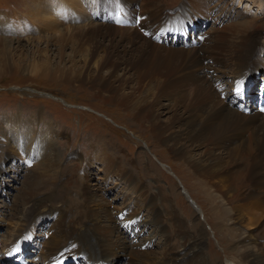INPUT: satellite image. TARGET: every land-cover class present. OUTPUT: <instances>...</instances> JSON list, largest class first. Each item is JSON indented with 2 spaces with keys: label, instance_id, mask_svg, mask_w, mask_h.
<instances>
[{
  "label": "bare ground",
  "instance_id": "bare-ground-1",
  "mask_svg": "<svg viewBox=\"0 0 264 264\" xmlns=\"http://www.w3.org/2000/svg\"><path fill=\"white\" fill-rule=\"evenodd\" d=\"M55 1L57 0H50L49 5H41L34 12V17L46 12L52 16L53 12H57L63 18L54 15L56 22L50 31L52 29L56 31L55 25L67 24L73 17L75 9L73 0H62L60 9H52L56 5ZM109 1H117L121 6L115 7V12L118 17L124 18L123 25L126 27L130 21L128 16L134 18L135 11L120 4L124 2L127 5V0ZM247 1L249 6L258 9L257 13L263 12L258 1ZM46 2L48 3V0ZM217 2L222 3L220 0ZM140 6L143 10L140 15L139 13L136 15L147 34L137 29L123 28L124 32L118 35L116 32H121L120 29L112 26L111 30V27L105 26L102 29L105 33L98 32L89 40L86 35L92 34L90 32L92 27L86 29L84 26L59 30L57 39L68 42V39L72 38L74 44L81 43L79 52L84 49L82 44L88 45V48L83 50L87 52V65L80 70L81 74L78 75L77 81L89 80L92 83L87 84L94 89L99 98L115 100L125 108L129 106L133 111V117L140 119L143 124L148 123L153 134L160 139H163L164 133L170 132L164 143H168L169 150L177 158L184 159L185 165L197 177L199 187L206 195L208 205L211 206L210 211H213L212 217L226 224L221 229L222 236L224 239L229 237L230 252L238 259L237 263L227 264H263L253 258L258 255L254 254V251L263 254L259 247L264 240V115L256 111L247 112L246 106L240 104L236 108L235 103H238L236 98L243 96L239 93L240 90L237 91V86L244 89L241 79L252 69L253 58L258 54V46L260 49V45L264 44V15L262 19H257V22L253 18L249 22L212 30L207 36L211 44L208 43L206 47H185L183 44L167 47L158 42L154 34L158 33L159 37L165 32L167 28L162 26L173 16L163 11L161 0H142ZM218 7L216 3L206 10L215 9L224 16V11H221L224 9ZM215 16L217 14L213 15ZM197 24L202 25L201 22ZM65 33L70 35L67 37ZM99 53L102 55L94 61ZM59 72L61 74V71ZM221 76L226 78V85L237 94L229 101L216 94L217 85L220 88L225 84V80H221L223 77L220 79ZM256 78L258 79V76ZM254 87L253 85L249 88L252 93ZM259 87L261 89L258 93H261L264 84ZM160 98L172 102L170 103L172 110L157 113V108L165 107L161 105ZM246 101H250L252 108L257 103V94L255 103L254 98L252 100L244 98L241 104ZM159 114H165L166 120H162ZM25 142L28 153L24 157L26 161L23 163L20 161L18 165L13 161V169L9 174L16 176L20 173L22 182L25 180L38 185L47 184L50 197L57 193L61 199L66 197L65 200L72 204L64 203L63 208L54 214L51 228H57V232H52L43 242L44 254L37 255L33 252L29 257L30 255L26 256L25 253L19 252L13 257L12 253L9 254V258H5L7 263L0 258V264H13L8 263L9 261L16 264L17 257H24L26 264H29L28 261L36 264L38 257L40 262L61 264L57 254L64 249H73V255L81 258L82 264H110L116 251L126 248L132 251V248L137 246L131 240L123 243L124 238L119 239L117 220L122 219L123 224H127V221L121 216L123 212L113 213L115 208L98 195L101 192L99 182L93 186L82 185L79 188L72 186L75 171L82 172L79 170H85L91 163L75 162L74 158H71V166L75 171L70 169L68 183L65 181L62 188L69 190L72 188L73 193L65 196L56 188L58 173H61L58 164L60 153L54 147L53 141ZM34 150L38 152L36 155ZM98 160L102 172L100 180L103 183L112 175H116L118 180L126 178L131 183L134 182L129 174L124 175V170L117 167L115 158L98 156ZM2 173L8 174L5 170L3 172L0 170V175ZM90 175L89 169L83 172L84 178H89ZM45 177L46 182L43 181ZM13 189L19 190L17 185H14ZM131 194L136 198H143L142 201L151 207L149 225L154 227L152 233L159 235L161 241L169 248L168 254L160 255L159 258L147 252H131L132 256L135 252L139 255L138 264L210 263L203 253L205 240L201 231L191 235L185 229L184 222L178 218L177 211L168 198L165 197V203L160 195L149 196L138 184L132 186ZM48 198L34 200L11 214L14 217V225L7 232V237L0 241L2 252L9 251L12 244H18L22 248L17 245L16 250H22L23 245H26L25 240L33 239L32 236L38 228L37 221L41 216L39 213L36 216L37 208L44 207ZM156 211L160 217L164 216L166 220L169 218L167 221L172 224L169 225L172 234H176L181 240L179 250L170 247L172 242L168 230L164 225H158L160 220L154 215ZM195 212L197 214L198 211ZM46 216L49 217L47 214ZM131 217V214L127 216L128 221L133 219ZM242 226L249 227L257 233H248V236L244 233L237 234ZM20 241H23V245Z\"/></svg>",
  "mask_w": 264,
  "mask_h": 264
},
{
  "label": "rangeland",
  "instance_id": "rangeland-1",
  "mask_svg": "<svg viewBox=\"0 0 264 264\" xmlns=\"http://www.w3.org/2000/svg\"><path fill=\"white\" fill-rule=\"evenodd\" d=\"M217 1L161 0L163 11L173 18L163 24L162 27L167 29L160 34V38L158 33L154 34L157 41L167 47L177 44H183L185 47H206L208 43L211 44L207 36L212 30L249 22L253 18L257 22V19L263 18L264 0H256L263 8L260 14L257 13L258 9L249 6L247 0H220L222 3ZM49 2L50 0L48 3L46 0H0V170L8 172L0 175V241L7 237V232L14 225V217L11 214L34 200L49 197L44 207L37 208L36 216L38 213L41 214L37 221V232L32 236V240H25L26 245L20 241L23 249L19 250L26 256L30 255L29 257L33 252L37 255L44 254L43 242L52 232H57V228H51L54 214L58 209L63 208L64 203L72 204L65 200L66 197L61 199L57 193L50 197L47 184L38 185L25 180L22 182L20 173L16 176L9 174L13 169V161L15 165L20 161L21 163L26 161L24 157L28 153L25 141H53L54 147L60 153L58 164L61 173H58L56 181V188L61 191L60 194L69 196L73 193L72 188L70 190L62 188L65 181L68 183L70 169L74 170L71 166L73 157L75 162L91 163L86 168L91 175L89 178H84L83 172L86 169L79 170L82 172L74 170L72 186L74 188L82 185L93 186L99 182L101 192L98 195L115 208L113 213L123 212L121 216L127 224H123L122 219L115 218L119 226V239L124 238L123 243L131 240L137 246L133 247L132 251L128 248L116 251L110 264H138L139 255L135 252L132 256L133 251L147 252L157 258L168 254L169 251L160 236L152 233L154 227L149 225L151 207L142 201L143 198H136L131 194L132 186L135 184L143 187L145 194L149 196L160 195L164 202L165 197L168 198L177 211L178 218L180 217L179 219L184 222L185 229L191 235L201 231L205 240L203 253L209 264L237 263L238 259L233 256L230 252L231 247L228 246L229 237L224 239L222 236L221 229L226 224L212 217L213 211H210L211 206L208 205L206 195L199 187L197 177L185 165L184 159L177 158L169 150L168 143H164L170 132L164 133L163 139H160L153 134L148 123L143 124L140 119L138 121L133 117V111L129 106L125 108L115 100L99 98L94 89L87 84L92 83L89 80L77 81L78 75L81 74L80 70L87 65V52L83 50L87 49L88 45L82 44L84 49L79 52L81 43L74 44L72 38H69L68 42L57 39L59 30L84 26L86 29L92 27L90 30L92 34L86 35L89 40L98 32L105 33L102 30L105 26L111 27V30H113L112 26L120 29L121 32H116L118 35L124 32L123 28L137 29L146 33L136 15L137 13L140 15L143 10L140 6L142 0H127V5L119 1L122 6L135 11L134 18L128 16L130 21L126 27L124 18L118 17L115 12V7H121L117 1L73 0L72 3L75 4L71 17L73 19L70 18L67 24L55 25L56 31L54 29L50 31V28L56 22L53 16L61 17L57 12H53L52 16L46 12L34 17L37 7L49 5ZM55 3L52 9H60L62 0H57ZM216 3L218 9H224L221 11H224L225 17L218 10H206ZM214 14L217 16L213 17ZM117 19L121 22L117 23ZM199 22L202 25L197 24ZM65 34L70 35V33ZM260 47L259 49L258 46L256 58H253L252 69L241 79L244 89L241 88L239 93L243 96L236 98L238 100V103H235L236 108L240 105L246 106L247 112L256 111V106L254 107L256 104L251 108L250 101L242 104L241 101H244V98L247 100L254 98L255 103L256 94L261 89L259 85L264 84V44ZM101 55L102 53H99L94 61ZM221 80H225V84L220 88L217 85L216 94L227 101L235 98L233 95L237 94L226 85V78L223 77ZM253 85L254 94L249 90ZM253 102L251 101V104ZM160 103L165 107L157 108V113L172 110L170 106L172 102L169 103L166 98H160ZM246 108H243L244 111ZM159 117L166 120L165 114H159ZM37 153L35 151V155ZM48 155L50 157V154ZM98 156L115 158L117 167L124 170V175L129 174L134 182L131 183L126 178L118 180L116 175H112L106 179V183H103L100 180L102 172ZM43 181L46 182L47 178H43ZM14 185H17L18 191H14ZM195 210L198 211V215ZM130 214L133 219L128 221L127 216ZM154 215L160 220L158 225L162 224L168 230L172 242L170 247L179 250L181 240L176 234H172L171 227L169 228L172 224L167 221L169 218L166 220L164 216L160 217L157 211ZM243 233L248 236V233L257 232L242 226L237 234ZM230 235L232 236L231 233ZM17 245L12 244L9 251L2 252L0 249V258L4 263H7L5 258L10 257L9 254H12ZM261 245L259 250L264 254V240ZM254 252L258 255L253 259L264 264V255L259 254L258 251ZM73 253V249H64L57 256L61 264H82V259ZM8 263L14 264V261ZM28 263L33 264L32 261ZM36 264L47 263L40 262L38 257Z\"/></svg>",
  "mask_w": 264,
  "mask_h": 264
},
{
  "label": "snow or ice",
  "instance_id": "snow-or-ice-1",
  "mask_svg": "<svg viewBox=\"0 0 264 264\" xmlns=\"http://www.w3.org/2000/svg\"><path fill=\"white\" fill-rule=\"evenodd\" d=\"M239 90H240V87H239V85L237 86V91L239 92Z\"/></svg>",
  "mask_w": 264,
  "mask_h": 264
}]
</instances>
